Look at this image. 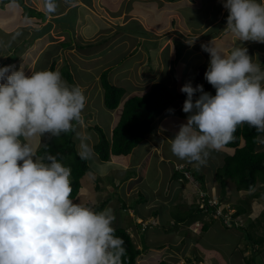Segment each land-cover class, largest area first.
Segmentation results:
<instances>
[{
	"label": "rangeland",
	"instance_id": "1",
	"mask_svg": "<svg viewBox=\"0 0 264 264\" xmlns=\"http://www.w3.org/2000/svg\"><path fill=\"white\" fill-rule=\"evenodd\" d=\"M188 1L190 0H102L104 5L110 9L109 11L100 3L102 8L106 9L100 16V19L107 22L105 28L92 27L87 23V26L78 32L76 31V21L78 20L71 24L75 18L72 11L66 17L71 24V29L64 27L62 30L63 25L53 22L56 25V31L50 35V29L44 32V28L47 27L44 25L45 21L38 20L39 23H37L35 20L32 23L33 30L31 32L35 34L43 32L45 37L50 36L49 40L53 46H50L49 40H47L45 45L36 51V46L31 44L30 50L27 49L25 52L19 53L20 55L17 54L18 57L9 62L6 56L12 53L15 48H20L19 43H13L19 37L14 36L6 42L0 40V66L14 65L15 69L23 68L25 74L30 75L31 72L48 69L53 61L56 69L54 71L58 72L65 66L64 64L70 65L78 61L79 68L76 71H71L73 82L67 83L78 85L83 90L86 96V106L81 119L78 122H73V127H75L73 140L77 152L86 157L92 172H88L82 177L80 195L76 202L82 205H85L87 201L99 204L100 200L110 198L111 202L108 204V208L113 210L116 217L113 227L120 224L127 230H132L136 226V229L140 231V224L137 222L141 219V221H148L146 215L152 214L153 220L150 221L155 223L147 224V230L138 233V236L145 240L140 242L138 236L132 238L137 248L143 250L144 244L146 247L143 251L144 257L138 259V264H159L160 259L165 260L166 264H190L188 258L192 259L195 264H245L246 259H252L253 252L259 253L260 251L256 246L255 248L249 247L252 242L244 239L242 235L246 230L242 228L246 227L251 232L252 240L264 237V228L260 227L263 219L253 220L259 215L260 207H264V183L258 180L252 191L236 190L233 181L226 178L224 187L219 190L218 185L221 179L218 174L219 167L222 165L224 156L232 152L230 148L223 147L219 151H212L206 163L201 165L197 162L179 159L171 151V142L165 141L161 152L164 159L169 158L168 161H158L154 155L146 156L141 160L149 149V133L125 156L110 155L108 162H102L100 159L96 161L91 157L96 155L92 147L94 143L105 141V138L109 144L110 128L113 129L117 123L115 119L119 115L117 109L119 107V112H121L124 99L127 95L128 97L133 96V89L137 84L142 86V90L139 91L141 93L138 92L134 95H143L150 84L156 81L169 84V88L172 86L171 89L175 92L185 84L182 80L183 70H187L185 64L193 63L191 61L195 59V56L189 57L186 62H182L179 57L185 54L184 51L189 50L188 44H194V40H198V38L206 39V35H213L218 28L213 26L204 32L206 35L198 36V30H203L211 24V20L216 14L214 9L217 6L210 0H191L192 3ZM0 3L2 4H0V18L4 15L9 16L8 10L12 12L19 9L18 3L15 1L0 0ZM28 3L32 4L30 0ZM58 4H56V8L59 10L60 5ZM117 13L121 14L119 15L121 18L117 16L114 20V14ZM129 13L130 15H128ZM133 14H138L136 19ZM97 15L100 14L97 12ZM79 16L83 15L79 14ZM50 17L53 18L51 15ZM97 18L98 16L94 18L93 22L98 21ZM70 19L72 20L70 21ZM8 20L9 22L16 21L15 17H9ZM84 20L85 18L82 19L83 23H85ZM93 22L91 21V23ZM92 28L96 30L92 32ZM89 32L92 34L90 35ZM0 33H2L1 27ZM129 34L133 35L134 40H129ZM221 36V41L227 40L232 44L231 50L234 47H241L242 42L236 41L230 31ZM25 37L21 38L22 40L19 39L20 43ZM138 37L139 45L131 49ZM38 38H43V35ZM66 41H71V48L60 49V44ZM133 41L134 43H132ZM91 42L101 43L100 48H96L97 45L90 47ZM128 42L132 43L130 48H128ZM77 44L84 46V50L77 48ZM185 44L188 47L184 48ZM215 45L217 46V43ZM247 48H249V55L252 56L254 52L251 51V47ZM257 48L264 52V46L258 45ZM131 52L133 53L131 54ZM140 54H143V60L135 61ZM177 54L179 57L176 59L174 56ZM208 57L210 59L209 53ZM262 57L264 58V55ZM257 58L259 57H256V60ZM133 61H135L134 64ZM131 66L132 70H130ZM200 66L199 64L191 66V69L196 68L193 69L196 76L192 83L193 87L196 84H202L201 78L205 70H202ZM104 70L109 71L108 79L114 85L125 89V95L118 107L113 109L114 111L106 109L103 103L100 75ZM262 70H264V66ZM178 74H181L180 81L176 78ZM192 75V71H188V77L190 78ZM63 79L66 80L64 77ZM133 83H135L134 86ZM147 85V89L144 90ZM210 94L215 95V91ZM176 104L168 109L165 108L154 119L151 133L157 129L156 122H161L162 128L173 129L172 136L178 132L181 124L186 123L184 117L188 114L182 111V107L181 114L176 115L177 112L174 111V117L158 121L162 114L172 110ZM111 115L114 120L111 119ZM93 123L101 128L103 137L101 134L99 137L98 131L91 129L90 126ZM96 135L99 140L93 143ZM51 137V135H45L35 138L32 142L38 149ZM258 147L259 150L264 149V141ZM161 152L159 151L157 154L159 155ZM37 158L40 157L37 156ZM175 164L177 165L174 166ZM176 168H181L180 170L184 173L185 179H188L187 181L181 179L178 182L177 178L181 176L180 174L172 178ZM212 183L216 186L215 188L211 189V186L206 185ZM96 184L102 188L100 191L98 188L95 189ZM179 184H181V189L176 191V187L173 188V186ZM195 186L198 189H205L206 192H202V194L209 195L211 205L218 204L214 219L210 220L206 231L201 230V222L190 225V222L178 221V217H184L185 212L190 210V205L202 206L201 192L196 191L195 196L194 192H188V190L195 189ZM99 193L100 195H98ZM236 209L241 210L239 216L233 215ZM219 215L224 216L223 223ZM138 216L140 218L136 219ZM217 216L218 218H216ZM207 217L206 214L199 219L203 221L202 218L206 220ZM233 219L237 222L235 225H231ZM224 223L227 226L231 225V228L224 226ZM170 230L172 231L170 232ZM245 237L248 238L247 235ZM161 244L163 248H157V245ZM259 245L263 246L259 256L264 261V242L261 244L259 242ZM258 261L260 259L256 257L254 262L258 264Z\"/></svg>",
	"mask_w": 264,
	"mask_h": 264
},
{
	"label": "clouds",
	"instance_id": "2",
	"mask_svg": "<svg viewBox=\"0 0 264 264\" xmlns=\"http://www.w3.org/2000/svg\"><path fill=\"white\" fill-rule=\"evenodd\" d=\"M45 5L49 12L56 9L55 0ZM222 5L228 12L225 28L236 41L264 43V0H222ZM202 48L210 55L204 79L215 95L202 84L182 85V111L188 116L171 140L176 157L201 165L233 141L238 126L264 132V70L247 47L226 52L209 43ZM0 81V264H121L126 249L115 234L111 199L100 200L107 201L100 211L75 202L70 168L55 156L37 158L32 142L73 129L86 106L83 90L58 71L26 75L14 65L0 66ZM141 220L138 233L152 222Z\"/></svg>",
	"mask_w": 264,
	"mask_h": 264
},
{
	"label": "trees",
	"instance_id": "3",
	"mask_svg": "<svg viewBox=\"0 0 264 264\" xmlns=\"http://www.w3.org/2000/svg\"><path fill=\"white\" fill-rule=\"evenodd\" d=\"M9 1H15L18 3V5L23 9V17H38L40 19L45 18L43 12L27 6L23 0ZM56 1L58 0H55V2ZM32 39H34V37ZM138 44L139 43L137 42V45ZM62 46L71 47V43H62ZM178 57L179 56L177 54L176 59ZM54 63L55 62L53 61L47 70H56L54 68ZM108 72V70H104L101 73L100 84L103 89L104 106L108 110H113L117 108L121 102L125 89L114 85L113 82L108 79ZM60 73L67 80V82H73L72 74L67 65L61 69ZM201 81L205 91L208 92L213 87L204 79V74ZM196 96L198 97L199 93H197ZM177 99H186V94L180 90L174 92L166 83L158 81L151 83L150 87L143 95H133L128 97L123 101L120 116L113 128L111 144H108L105 138V141L100 143L97 141V143H94L92 146L94 153L99 155V158L102 161H107L110 153L113 155L129 154L133 147H135V145H137L144 138L146 133H149L152 130V123L154 119ZM90 127L93 130L98 131L99 135L101 134L103 137L101 128L97 124ZM74 135L75 127L67 133H62L59 136H52L37 149L36 154L40 157V159H45L49 155L55 156L65 166L70 168V180L72 187L71 198L76 202L80 195V181L85 174L88 172L91 173L92 169L88 165L86 157L77 152L74 143L75 141L73 140ZM234 137L233 141L224 146L226 148H230L232 152L224 156L222 165L219 167L218 174L221 179L218 186L220 188L224 187V180L228 178L233 181L236 190L252 191L256 187L258 180L264 183V149L259 150L258 147V145L264 141V132H259L247 124H242L237 127ZM76 138L77 136L75 139ZM178 174L181 176L184 175L183 173H180V170L174 169L172 178L177 177ZM182 180L187 181L188 179ZM97 188L99 189V186L95 185V189ZM195 194L196 193H194V196ZM200 202L205 204L204 208H200L198 204L190 205V210L185 212L184 217H178V221H187L190 222V225L191 223L193 224L197 221L201 222V230L206 231L208 230L210 221L204 220L203 218V221H201L199 218L207 214L208 217L213 220L218 204L211 205L208 198L203 194L200 198ZM105 204H107V201H102V203L99 204L87 201L85 206L93 208L96 211H100L103 210ZM122 207H124V205H122ZM240 213L241 210L236 209L235 214L233 215L239 216ZM262 217H264V215ZM219 218L223 223L224 216L222 217L219 215ZM257 218L258 217L253 220H256ZM235 223L237 222L233 219L231 225H235ZM152 224H154V222H152ZM231 225L227 226L224 223V226L226 227L231 228ZM114 228L116 230L115 234L123 239L124 248L126 249L125 255L121 258V264H138V259L143 258L141 256L143 255V251L146 249L144 246L145 244L143 245V250H140L137 248L130 234L124 227L118 224ZM242 229L246 230L242 235L244 239L252 242L249 247H254L259 245V242L260 244L264 242L263 236L252 240L251 232L246 227H243ZM171 231L172 230H170V232ZM244 234L247 235L248 238L245 237ZM158 246L163 248L162 244ZM254 260L255 258L246 259L245 264H257ZM188 261L191 260L188 259ZM260 261H258V264H262ZM159 264H166V261L160 260Z\"/></svg>",
	"mask_w": 264,
	"mask_h": 264
},
{
	"label": "crops",
	"instance_id": "4",
	"mask_svg": "<svg viewBox=\"0 0 264 264\" xmlns=\"http://www.w3.org/2000/svg\"><path fill=\"white\" fill-rule=\"evenodd\" d=\"M30 1H31L32 4H29L28 3V0H24L25 4L27 6L33 8L35 10H40L41 12H43L44 13V16H45L44 19H40L38 17H23V15H22L23 9L18 4L17 5L19 6V9H15V11H12V12H10L8 10L9 16L8 15H4L3 17L0 18V27L2 28V33H0V40L6 42L10 38L12 39L14 36L19 37L18 40L15 39V41L13 43H15V42L16 43H19L20 48H17V49L15 48V50H13L12 53H10V54H8L6 56L8 58V61L9 62H12L14 59H16V57H18V56H16L17 54H19L21 52L23 53L27 49L30 50L31 49L30 48L31 47V44L32 45H35L36 46V51H38L39 49L42 48V46L45 45V43L47 42V40L50 39V36L49 37H45L44 34H43V32L42 33L37 32L36 34L31 32V30H33L32 23H34L35 20H36L37 23H39L38 20H40V21H43L44 20L45 21L44 22L45 23L44 25L47 26V27L44 28V32H46L47 30L50 29L49 35H50V33L52 34L53 31H56V28H55L56 25H55V23L57 25H63L62 26V30H64V27H68V28L71 29L70 25L73 24V22H75L76 20H78V21H76V24H77L76 31L77 32L80 31V29L83 30L84 29L83 27L84 26H87V23L88 24H91L92 27H95L96 26V27H100V28H102V27L105 28V25L107 23L104 20L100 19V16H102V14L106 10L104 7L102 8V6L100 5V3H102L104 5V3L102 2V0H60V1L58 0L59 2L57 1L56 4L59 3L58 4V5H60L59 10H58V8H56L55 11H53V12H49L47 10L44 0H30ZM210 1L212 3H214V4H216V6H217L214 9V11L216 12V14L214 16V19L211 20V24L207 28H205L203 30H198L199 33L197 35L198 36L206 35V33H204V32L207 29H209V28H211L213 26L218 27V28H217V30L215 31V33L213 35H211V34L210 35L209 34L206 35L205 36L206 39L200 40L198 38V40L197 39L194 40L195 41L194 44H192V43L191 44H188L189 47H190L189 50L186 51V52L184 51L185 54H183L182 56L179 57V59L181 58V61L182 62H186V60H189V57H192L193 58L195 56L194 57L195 59H193L191 61L193 63H187L188 65L185 64L186 65L185 67L187 68V70H183L184 73H182V80H183L184 83H187L189 81H191V83H193L195 81V79H196L195 71H194L196 68H193L194 69L193 70V69H191V66L196 65V64H199V65H201L200 67L202 68V70H205L207 68V64L209 63V60L210 59L208 57V52H206V51L203 50L202 45H206V44H209V43L215 45L217 43V46L222 47L226 52H230L231 51V48H232V44L228 43L227 40L226 41H221V39H222V36L221 35L223 33L229 32L225 28V25H226V22H227L226 21V18H227L228 12L223 7L222 0H210ZM188 2L192 3L191 0L188 1ZM10 3H14V2H10ZM106 8H108V10L110 11L109 7H106ZM71 11H72V14L75 15V18H74V20L70 24L69 20L66 19V17H67V14H69ZM97 12L100 15H97ZM121 13H123V12H121ZM79 14H82L83 16H79ZM50 15L53 16V18H51ZM119 15H121V14L120 13L114 14V20H115V17H117V16L119 17ZM128 15H130V13ZM133 15L135 16L134 19H136V15H138V14H133ZM97 16H98V18H97L98 21L93 22L94 21V18L97 17ZM9 17H15L16 21H12L11 20V22H9V20H8ZM76 17H78V18L76 19ZM82 17L85 18L84 21H85L86 24L83 23V21H82L83 18ZM119 18H121V17H119ZM71 20L72 19H70V21ZM79 20H81V21H79ZM91 21L93 23H91ZM53 22H55V23L53 24ZM37 23H35V24H37ZM115 26H116V24H115ZM95 30L96 29L92 28V32L95 31ZM89 34L91 35L92 33L89 32ZM42 35H43V38H38V37H41ZM78 35H80V34H78ZM194 36H196V35H194ZM23 37H25V38L20 43L19 39H21V38L23 39ZM33 37H34V39H32ZM179 37H177V38H179ZM128 38H129V40H131V39L134 40V37L131 34L128 35ZM138 40H139V37L137 38V42H138ZM71 41H72V39H71ZM71 41H66V42H62V43H68V42L71 43ZM173 41H172V43H173ZM5 42H3V43H5ZM39 42H41V43H39ZM50 42L51 41L49 40L50 46H53ZM137 42H135V43H134V41L132 42L135 45H133L134 47L131 48V49H134L135 47H137ZM62 43L60 44V49L63 48ZM91 43L92 44L90 45V47H92L93 45H97L96 48L97 47L100 48L99 45H101V43H99V42H95V43L94 42H91ZM132 43H129L128 42V48H130V46L132 45ZM71 45H72V43H71ZM258 45H261L263 47L264 46V43L255 42V41H243L240 44L241 47L242 46L243 47H251V51L254 52V53L252 52L253 53L252 59H253V61L255 63H257L258 65H260V67L262 69V67L264 66V58L262 57L264 55V52H263L262 49L257 48ZM76 47L79 48L80 50H84L83 49L84 46H81L79 44H77ZM186 47H188L187 44H185L184 48H186ZM64 48H66V47H64ZM68 48H71V47H68ZM247 49L249 50V48H247ZM96 51H98V50L96 49ZM132 53L133 52H131V54ZM256 57H259V58H257V60H256ZM174 58H176V55L174 56ZM138 60L139 61L143 60V54H140V56L135 59V61H138ZM135 61H133V64H134ZM77 62L78 61H76L74 63L68 62V63H71L70 65H68L66 63L67 66H69V68H71L70 72L73 71V70L76 71V69L79 68V65H78ZM66 64H64V65L66 66ZM131 68H132V66L130 67V70H132ZM188 71H192V74H193L190 78L188 77ZM176 78H178V80L180 81L181 80V74L176 75ZM134 85H135V83H133V86ZM148 85L144 88V90L147 89ZM168 86H169V84H168ZM170 87L172 88V86H170ZM140 90H142V86H139V84H137L135 86V89H133V92L134 93H132V95L138 93ZM214 91H216V90H215V88L212 87L208 92L211 93V92H214ZM139 93H141V92H139ZM127 97H128V95H127ZM127 97L125 99H127ZM196 97L197 96H194V99ZM184 101H185V99L184 100L183 99H177L176 101H174V103L171 104L169 107H171L172 105H174L175 103H177L176 106L173 107L172 111H168L166 114L165 113L162 114L161 119H159L158 121H164V120H166V119H168L170 117H174V111L177 112L176 115L181 114V110L180 109H181V107H183ZM117 110H118V114L120 115L121 112H119V107H118ZM94 111H97V110H94ZM119 115L115 119L116 121L118 120ZM111 119L114 120L113 115H111ZM184 119L187 121V116H185ZM156 123H157V125H156V127H157L156 131L154 133L153 132L152 133L150 132V134L148 136V137H150V145L148 147L149 149L142 156L141 160H143V158H145L146 156H149L150 157L152 155L156 156V158H157L158 161H163V160L168 161L169 160V158H165L164 159V157L162 155V152H161L162 151L161 149L164 148L165 141L166 142H168V141L171 142V140L173 138L172 135H173L174 130L173 129L162 128L161 125H160L161 122L160 123L159 122H156ZM110 130H111V128H110ZM97 140H98V136L96 135V137L93 139V143H94V141H97ZM37 147H39V146H37ZM159 151L161 152V154L158 155L157 152H159ZM153 152L156 155L155 154H152ZM91 157H93L94 160L97 161L96 156H93L92 155ZM176 165L177 164H175L174 166H176ZM180 173H181V171H180ZM181 177H182V179L186 180L185 177H184V175H183V176H179L177 178L178 179V182L181 181ZM206 185L211 186V189L216 187V186L213 185V183L212 184H206ZM180 186H181V184H179L177 186H173V188L176 187V191H179L181 189ZM184 188H185V186H184ZM201 190H202V192H206L205 189H198L197 186H195V189H193V190H188V192H191V193L194 192V193H196V191H201ZM219 190H220V187H219ZM180 193H181V191L179 192V194ZM260 209L261 210L259 211V215L257 217L260 218V219H263L262 220V224H261L260 227L264 228V224H263L264 217H262L264 215L263 214L264 207H260ZM138 218H139V216L136 219H138ZM152 218H153V215L152 214H150L149 216L146 215V219H148V221L153 220ZM206 220H209L210 221L211 218L210 217H207ZM156 225H157V228H158V223ZM131 234L133 235V237L138 236V230L135 229V228H132ZM139 240H140V242L141 241L143 242L145 239H143L142 237H139ZM256 247L258 248V251H260V252L259 253L257 251L256 252H253L254 254H253V257L252 258H256L257 257L262 262H264L263 259H261V257L259 256L261 254V249H262L263 246L257 245ZM253 248H255V246ZM242 254H243V252H242ZM255 255H257V256H255Z\"/></svg>",
	"mask_w": 264,
	"mask_h": 264
},
{
	"label": "bare ground",
	"instance_id": "5",
	"mask_svg": "<svg viewBox=\"0 0 264 264\" xmlns=\"http://www.w3.org/2000/svg\"><path fill=\"white\" fill-rule=\"evenodd\" d=\"M125 95V94H124ZM118 121V120H117ZM92 125H95V123H93ZM91 125V126H92ZM92 129V128H91ZM181 168H176V170H180ZM201 196H202V193H201V195H200V198H201ZM105 206H106V204H105ZM121 207V206H120ZM125 207V206H124ZM195 223H198V221L197 222H194L192 225H195ZM200 226H201V223H200ZM141 250V249H140Z\"/></svg>",
	"mask_w": 264,
	"mask_h": 264
}]
</instances>
